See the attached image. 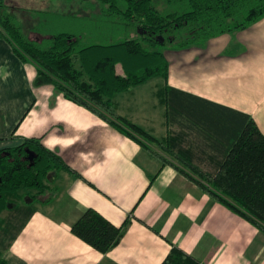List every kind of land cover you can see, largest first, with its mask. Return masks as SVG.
<instances>
[{
    "label": "crops",
    "instance_id": "0c3cea01",
    "mask_svg": "<svg viewBox=\"0 0 264 264\" xmlns=\"http://www.w3.org/2000/svg\"><path fill=\"white\" fill-rule=\"evenodd\" d=\"M13 4L6 0L2 11L16 18ZM41 13L51 14L38 12L41 20ZM40 24L31 32L46 39ZM163 54L166 81L151 79L111 100L153 139L144 148L64 98L0 39V150L38 139L69 169L51 171L44 198L21 199L23 207L33 203L29 217L12 207L1 213L0 256L8 264H161L172 247L199 264H264V233L174 169L214 173L249 119L264 135V18ZM141 87L144 96H135ZM89 209L116 227L129 222L105 255L70 231Z\"/></svg>",
    "mask_w": 264,
    "mask_h": 264
},
{
    "label": "trees",
    "instance_id": "16d2710c",
    "mask_svg": "<svg viewBox=\"0 0 264 264\" xmlns=\"http://www.w3.org/2000/svg\"><path fill=\"white\" fill-rule=\"evenodd\" d=\"M96 1L102 5L109 24L107 34L99 27L100 39L113 38L115 26L138 31V38L81 45V38L60 33L43 47L24 36L17 20L2 11L6 0H0V39L9 43L22 62H31L38 78L52 84L64 98L86 108L144 148V142L153 139L120 117L111 104L112 98L154 78L167 80L169 63L160 47L202 46L221 35L246 30L264 18V0H182V11L167 13L160 12L156 4L165 1L173 5L177 0ZM121 3L124 5L120 6ZM75 60L80 62V71L75 67ZM147 150L164 162L158 154ZM174 169L213 201L228 207L264 233V135L251 119L234 138L223 163L214 173L195 167ZM53 170L69 169L38 139H27L15 148L0 150V215L12 207L24 219L29 217L33 203L20 205V191L35 192L31 200L42 197L48 191L47 179ZM153 180L154 177L150 181ZM128 223L126 220L116 227L89 209L70 231L105 255L119 244ZM2 226L0 218V229ZM0 264L8 263L0 256ZM161 264L199 263L172 247Z\"/></svg>",
    "mask_w": 264,
    "mask_h": 264
},
{
    "label": "rangeland",
    "instance_id": "374dc122",
    "mask_svg": "<svg viewBox=\"0 0 264 264\" xmlns=\"http://www.w3.org/2000/svg\"><path fill=\"white\" fill-rule=\"evenodd\" d=\"M52 5L51 7H46L35 2L26 1H18L13 0L14 4L11 5L10 14L14 15L16 20L21 23V30L25 37L33 39L35 42H39L41 46H48L50 40L53 36L60 33H68L75 35L81 38V45L85 44H107V43H119L124 41L126 38L128 39H136L138 38V31L134 29L124 30L122 26H115L114 36L109 40H103L99 38L98 30L103 28L101 31L104 34H107L108 31V22H107V14L104 13V9L102 5L96 0H72L71 4L67 0H50ZM124 4L121 3L120 6ZM19 6H23L26 10L23 11ZM158 10L163 13H167L169 11H182V0H177L173 5L167 4L165 1L158 2L156 4ZM38 12H48L54 14L53 18L42 19L45 20L42 22L41 18L37 17L36 14ZM37 17V18H36ZM23 18V19H22ZM42 31H47L46 36L48 38L41 39L39 36L34 35L31 32V28L36 27ZM100 27V28H99ZM43 32H41L42 35ZM45 36V35H43ZM204 46V45H202ZM170 45L160 47L159 50L162 52H167L170 50ZM75 67L78 71L81 70L80 62L75 60ZM86 79V77H83ZM134 95L138 97H143L145 94V88H137L133 90ZM33 191H20L19 195L21 199L25 201H29L31 199V195H34ZM44 198V197H42ZM20 199L19 204H23L24 202Z\"/></svg>",
    "mask_w": 264,
    "mask_h": 264
}]
</instances>
